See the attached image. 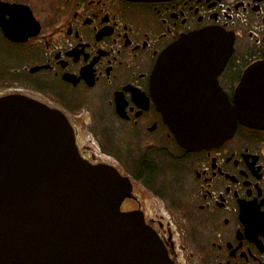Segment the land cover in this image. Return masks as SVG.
Here are the masks:
<instances>
[{
  "label": "flooded vegetation",
  "instance_id": "af4514ba",
  "mask_svg": "<svg viewBox=\"0 0 264 264\" xmlns=\"http://www.w3.org/2000/svg\"><path fill=\"white\" fill-rule=\"evenodd\" d=\"M212 28L232 41L226 63L207 49L163 58ZM262 63L264 0H0V98L62 111L81 156L129 178L121 210L143 215L174 264H264V127L190 149L165 114L233 100Z\"/></svg>",
  "mask_w": 264,
  "mask_h": 264
},
{
  "label": "water",
  "instance_id": "95a60500",
  "mask_svg": "<svg viewBox=\"0 0 264 264\" xmlns=\"http://www.w3.org/2000/svg\"><path fill=\"white\" fill-rule=\"evenodd\" d=\"M201 49L214 59L219 52L220 66L233 46L225 31L206 29L163 58L176 65ZM167 107L178 141L190 149L218 145L239 122L264 127V63L249 69L233 100L225 93L223 104ZM131 188L116 168L81 156L62 111L19 95L0 98V264H174L143 215L121 210Z\"/></svg>",
  "mask_w": 264,
  "mask_h": 264
}]
</instances>
